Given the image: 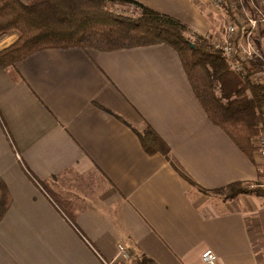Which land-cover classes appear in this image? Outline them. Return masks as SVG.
<instances>
[{"label": "crops", "instance_id": "crops-1", "mask_svg": "<svg viewBox=\"0 0 264 264\" xmlns=\"http://www.w3.org/2000/svg\"><path fill=\"white\" fill-rule=\"evenodd\" d=\"M137 1L225 38L226 14L202 0ZM18 38L0 36V52ZM147 125L171 161L145 151L134 129ZM257 162L210 120L171 47L37 51L0 69V178L12 199L0 264H104L119 244L130 264H204L207 250L216 264H256L264 195L209 193L254 182Z\"/></svg>", "mask_w": 264, "mask_h": 264}, {"label": "trees", "instance_id": "trees-1", "mask_svg": "<svg viewBox=\"0 0 264 264\" xmlns=\"http://www.w3.org/2000/svg\"><path fill=\"white\" fill-rule=\"evenodd\" d=\"M114 5L133 6L141 13L137 17L122 16L111 11ZM10 31H16L19 38L0 52V69L11 68L29 55L49 48L114 52L159 44L171 47L178 53L210 120L254 160L251 138L264 131V85L250 81V76L256 74V65H251L247 77L239 75L207 38L195 35L196 42L192 43L186 37L191 29L177 19L137 0H31L28 4L0 0V36ZM215 87L219 88V96ZM144 129L134 130L145 151L171 161L168 144L149 125ZM228 189L232 192L227 199L249 193L264 195L262 189L249 190L240 183L216 192ZM11 204L9 189L0 178V224ZM60 208L75 225L71 206L61 200ZM139 264L152 261L144 258Z\"/></svg>", "mask_w": 264, "mask_h": 264}, {"label": "built area", "instance_id": "built-area-1", "mask_svg": "<svg viewBox=\"0 0 264 264\" xmlns=\"http://www.w3.org/2000/svg\"><path fill=\"white\" fill-rule=\"evenodd\" d=\"M203 1L209 10L226 14L225 38L218 42L216 48L228 60L231 68L243 77H247L249 68L255 64L257 71L250 76V81L264 85V52L260 45L264 27V0ZM254 145L261 175L257 181L249 184V190L262 189L264 193V131L256 136ZM130 261V252L119 244L117 256L104 264H130ZM202 261L204 264H216L217 255L207 250L202 255Z\"/></svg>", "mask_w": 264, "mask_h": 264}, {"label": "rangeland", "instance_id": "rangeland-1", "mask_svg": "<svg viewBox=\"0 0 264 264\" xmlns=\"http://www.w3.org/2000/svg\"><path fill=\"white\" fill-rule=\"evenodd\" d=\"M203 5L206 7V5L204 4V1L202 0V1H200L199 6L202 7ZM111 7H112V9H111L112 12H114L116 14H119V15H122V16L137 17L141 13L137 8H135L133 6L114 5V6H111ZM210 12H212V11L210 10ZM221 21H222V19H221ZM224 23L222 22L221 24H219L218 28L224 29ZM10 33L18 34L16 31H10ZM219 33H221V32H219ZM195 35H198V34H196L193 31H191V33H189L186 37H188L191 40L192 43H195L196 42V36ZM18 36H19V34H18ZM213 38H215V35H213L210 39H208V38L207 39L214 46V48L217 49L216 46H217L218 42H220L221 40H213ZM218 89H219L218 87H215L216 94L219 96L220 93H219ZM255 139H256V136L251 138V142H252V145H253L254 152H255V145H254ZM257 171L259 172L258 177H257V180H258V178H260V175H261V172H260V169H259L258 165H257ZM257 180H255V181H257ZM251 183H249V184L251 185ZM249 184L248 185H244L243 187L249 189V187H250ZM231 192L232 191L228 189V190H225L223 192H212V193H209V194L211 196H215V197H219V198H227L231 194ZM257 248H258L257 254H255L256 264H264V244H261L258 241Z\"/></svg>", "mask_w": 264, "mask_h": 264}]
</instances>
